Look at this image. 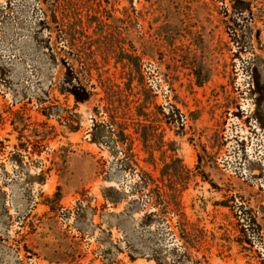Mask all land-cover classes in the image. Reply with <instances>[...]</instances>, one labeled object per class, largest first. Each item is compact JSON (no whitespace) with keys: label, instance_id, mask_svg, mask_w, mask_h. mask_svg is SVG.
Instances as JSON below:
<instances>
[{"label":"rangeland","instance_id":"obj_1","mask_svg":"<svg viewBox=\"0 0 264 264\" xmlns=\"http://www.w3.org/2000/svg\"><path fill=\"white\" fill-rule=\"evenodd\" d=\"M0 6V264H264V0ZM123 48L137 89L111 122L96 76L124 81Z\"/></svg>","mask_w":264,"mask_h":264},{"label":"trees","instance_id":"obj_2","mask_svg":"<svg viewBox=\"0 0 264 264\" xmlns=\"http://www.w3.org/2000/svg\"><path fill=\"white\" fill-rule=\"evenodd\" d=\"M54 4L57 5V7L60 6V2H62V0H53ZM8 8V7H7ZM7 8H4L3 6H0V25H7L9 18H10V14L6 12ZM60 8V7H59ZM58 9L55 8L54 10H52V14H53V21L55 23H57V13H58ZM91 21H98L96 18H92ZM80 23H82V20L79 21ZM79 23V24H80ZM79 24H75V22L73 23H67L66 25H63V28L60 29L61 30V34H62V39L64 41H66L67 46L69 48H71L72 50H75L76 52L79 50L80 52H82V49L77 45L76 40L81 41L82 39L80 37H78V34L76 32V29L80 28ZM81 25V24H80ZM83 25V24H82ZM39 26L44 28V27H48V24L45 21H41L39 23ZM84 33V32H83ZM7 34V33H6ZM85 34V33H84ZM110 36V35H108ZM98 42H95V45H97ZM77 45V46H76ZM101 48L99 49L101 51V53H103V56L105 55L106 51H110L107 43H105L104 46L99 45V46H92L91 48H89V50L93 53L94 50L92 51V48ZM108 47V49H107ZM78 49V50H77ZM121 56V60L119 61V63L122 64L123 68L126 70H128V73L126 72V76L127 77H122L121 79H123L124 81L122 83H118L117 81H114L113 79H111V77L109 78H103L104 76H102V74H100V70H99V66L100 63L95 61L92 65H88L85 69H87V71L89 72V76L92 78L93 74L92 71H97L100 72L96 77H97V81H98V86L103 90V93L105 95L104 97V101L106 102V110L108 111L111 122H116L117 121V116H115V111L117 110L116 106L118 104H123L125 103H129V101H127V99L124 101H122V98L124 96H126V94L129 96H135L136 93H134L135 89H137L136 87L133 86V82L135 80V74L134 71L137 72L138 70H135L134 67L137 69V56H133L131 55L129 52H126L124 50V48L122 49V54H120ZM102 58V56H101ZM107 58V57H106ZM105 59V58H103ZM65 61V60H64ZM66 63V62H65ZM0 80H3V75H0ZM134 93V94H133ZM71 94L75 96V99L77 100V102H87L90 99V92H88L85 88H77L76 86H73V89L71 91ZM138 107L136 113L133 116V122H149L150 121V114L148 113V110L146 111V109H142L140 102L138 103ZM143 119V120H141ZM139 188V191L141 193L144 192V189L148 186V182L146 180H142L141 183L139 185H137ZM137 191V192H139ZM110 195H108V193ZM114 193L115 196H119L117 199L113 198V195L111 193ZM155 194V196H154ZM149 197L151 198L150 200L154 201V199H156V205L160 206L162 208V212H167L168 208L170 207L171 200H174V192L173 190L169 189L166 190V188H160V187H156L153 192H149V194H147ZM155 197V198H154ZM104 198L109 201L112 204L118 205L121 202H123L124 200V195L115 189H109V190H105L104 191ZM175 203V202H174ZM175 210H178V208L176 207ZM178 212V211H177ZM180 212H178V217H181V214H179ZM157 218L158 215L154 214ZM149 217V216H148ZM182 217H186L185 214H182ZM181 217V218H182ZM160 219V218H159ZM150 221L149 219H146V222L143 223V226H147L149 225ZM255 223V221H254ZM181 233H183V235L188 238V231L185 230L184 228L180 227L179 228ZM131 260H133V256L132 254H129ZM159 262V261H158ZM159 264H162L159 262Z\"/></svg>","mask_w":264,"mask_h":264}]
</instances>
